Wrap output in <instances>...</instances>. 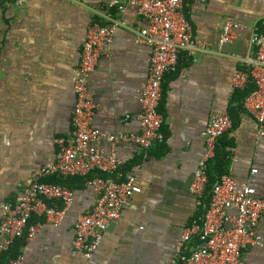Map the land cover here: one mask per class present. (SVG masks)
<instances>
[{
    "label": "crops",
    "instance_id": "1",
    "mask_svg": "<svg viewBox=\"0 0 264 264\" xmlns=\"http://www.w3.org/2000/svg\"><path fill=\"white\" fill-rule=\"evenodd\" d=\"M109 2L0 0V218L2 204L16 202L34 173L56 161L55 139L70 134L82 40L95 22H118V27L110 52L100 57L90 79L97 104L93 125L113 134L139 130L138 121L125 116L141 109L138 92L150 48L137 41L136 32L148 21L134 5L118 11ZM185 12L194 47L183 50L176 69L165 75L160 111L166 139L146 153L131 143L118 147L142 192L111 223L88 259L73 252L74 225L95 205L96 194L86 182L71 180L74 201L60 226L33 214L32 223L42 225L35 238H24L23 264H171L172 246L199 212L190 185L206 149L202 132L217 113H228L233 122L219 141L224 157L218 171L251 182L257 195H264V135L245 108L231 107L234 72L254 56L251 34L264 20V0H185ZM227 20L244 27L234 41L220 46ZM102 146L109 150L107 142ZM254 167L258 172H252ZM256 232L262 244L244 249L246 264H264V216Z\"/></svg>",
    "mask_w": 264,
    "mask_h": 264
},
{
    "label": "built area",
    "instance_id": "2",
    "mask_svg": "<svg viewBox=\"0 0 264 264\" xmlns=\"http://www.w3.org/2000/svg\"><path fill=\"white\" fill-rule=\"evenodd\" d=\"M30 0H17L22 4ZM206 2L207 0H195ZM129 5L138 8L148 26L137 30L136 39L150 48L146 79L138 92L141 109L125 119L135 118L136 132H106L93 125L97 104L90 90V79L100 57L111 50L118 22H95L82 40L79 73L74 79L75 106L69 136H59L56 161L40 167L22 196L14 203L2 204L0 218L1 256L19 238H35L41 223H31L35 212L45 216L46 224L60 226L67 209L74 201V190L67 185L47 181L51 177L87 176L98 170L110 176H95L86 181L96 194L95 205L79 214L75 221L73 252L91 258L101 244L111 223L121 218L133 197L142 192L135 172L124 174L123 158L118 147L131 143L145 153L165 141V117L160 111L165 75L176 69L180 53L193 50V27L185 12V0H110L109 6L123 11ZM244 26L227 20L218 44L234 41ZM251 43L253 57L245 68L236 69L233 76L235 89H244L251 79L256 88L245 99L244 108L256 121L264 135V20L253 27ZM233 126L228 113L213 115L202 132L206 149L202 153L190 193L195 197L199 212L187 227L181 239L172 246L171 264H246L242 255L249 245L262 244L256 228L264 216V195L258 196L249 181L236 179L224 173L211 191L206 202L209 183V164L215 156L219 138ZM109 144L105 150L102 142ZM253 173L258 168L252 169ZM52 204H49V202ZM132 225H135L133 222ZM143 228V226H140ZM23 255L11 258L8 264H23Z\"/></svg>",
    "mask_w": 264,
    "mask_h": 264
},
{
    "label": "trees",
    "instance_id": "3",
    "mask_svg": "<svg viewBox=\"0 0 264 264\" xmlns=\"http://www.w3.org/2000/svg\"><path fill=\"white\" fill-rule=\"evenodd\" d=\"M255 88H256V84H255L254 80L251 79L245 89H243V90L236 89L233 93V97L231 100L232 109L235 108L237 110V108H244L245 99L250 95V93ZM220 138H219V140L217 142V146H216V152L215 153L217 156H215V158H213L209 164V170H208L209 183L207 186V197H206L207 203L210 201L211 191H212L213 187L215 186L217 181L220 179V177L224 173H226V170H223V169L218 171L220 168V165L222 164L220 159L222 157H224V155H222V153L218 152L219 151L218 145H219ZM121 170L124 174H126V172L128 171L126 168H124V166L121 168ZM95 176L107 177V176H110V174L95 170V171H92L90 174H88L85 177L73 176V177H68L66 179L51 177V178H48L47 181L55 182V183H59V184H64V185H67L73 189L74 185L72 184L71 180L80 181V182L82 181L85 183L88 178H92ZM82 182H81V184H83ZM49 204H52V202L50 201ZM32 221L33 220L31 219L30 222L32 223ZM23 242H24V238L17 239L14 242V244L11 246V248L8 251L3 253V255L1 256L0 264H8V262L11 258L17 257L21 253V246H22Z\"/></svg>",
    "mask_w": 264,
    "mask_h": 264
}]
</instances>
